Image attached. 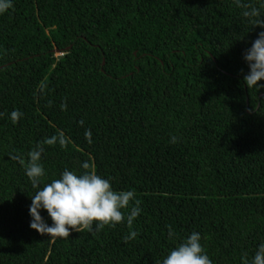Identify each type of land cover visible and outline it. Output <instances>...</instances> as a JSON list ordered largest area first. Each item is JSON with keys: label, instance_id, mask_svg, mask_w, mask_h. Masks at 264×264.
Segmentation results:
<instances>
[{"label": "trees", "instance_id": "1", "mask_svg": "<svg viewBox=\"0 0 264 264\" xmlns=\"http://www.w3.org/2000/svg\"><path fill=\"white\" fill-rule=\"evenodd\" d=\"M259 23L264 0H13L0 14V264H160L193 231L212 264L251 260L264 242V80L247 87L243 53ZM60 132L64 145L45 143ZM37 143L43 183L87 161L134 193L132 225L124 209L115 227L66 238L30 228L36 189L14 157Z\"/></svg>", "mask_w": 264, "mask_h": 264}, {"label": "clouds", "instance_id": "2", "mask_svg": "<svg viewBox=\"0 0 264 264\" xmlns=\"http://www.w3.org/2000/svg\"><path fill=\"white\" fill-rule=\"evenodd\" d=\"M240 7L241 0H233ZM13 7V0H0V14ZM259 14V8L252 6L243 11L245 18H254ZM261 24V23H259ZM264 27V24H261ZM59 55V54H58ZM247 63L248 72L243 79L249 89L261 87L258 81L264 80V30L257 33L256 39L243 53ZM21 113L13 110L10 118L16 122ZM86 138L91 137V132H85ZM177 137L173 136L170 142L175 143ZM64 145L66 138L63 132L45 140L51 145L54 143ZM43 148L39 143L27 153V160L16 156L19 164L23 166L25 175L29 178L32 187L36 189L31 196L29 205V227L40 234L50 238H66L70 230L78 231L79 228L92 230L93 224L98 230L105 225L115 227L125 216L122 211L127 209V224L132 225L133 220L140 214V202L136 200L131 190H114L110 178H104L94 171H87L90 165L87 161L81 163L83 172H76L65 168L59 178L48 183L42 182L45 169L41 163ZM131 202V205H130ZM46 211L52 221L47 223L41 215ZM137 233L130 230L123 237L125 241L134 239ZM169 237L174 233L171 229ZM160 264H212L207 252L201 244L199 232H191L184 240L177 243L164 256ZM243 264H264V242L257 245L251 260L245 259Z\"/></svg>", "mask_w": 264, "mask_h": 264}, {"label": "rangeland", "instance_id": "3", "mask_svg": "<svg viewBox=\"0 0 264 264\" xmlns=\"http://www.w3.org/2000/svg\"><path fill=\"white\" fill-rule=\"evenodd\" d=\"M58 55V54H57Z\"/></svg>", "mask_w": 264, "mask_h": 264}]
</instances>
